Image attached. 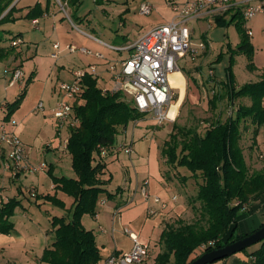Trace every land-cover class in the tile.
I'll use <instances>...</instances> for the list:
<instances>
[{
	"label": "trees",
	"instance_id": "16d2710c",
	"mask_svg": "<svg viewBox=\"0 0 264 264\" xmlns=\"http://www.w3.org/2000/svg\"><path fill=\"white\" fill-rule=\"evenodd\" d=\"M14 1L0 0V18ZM61 1L66 3L74 14L83 3V0ZM47 11L48 7L43 9L37 4L25 18L34 20ZM16 12L17 8L12 7L7 15L0 19V24L17 21L14 18ZM215 21L218 25L235 24L238 27L240 43L237 51L248 57V69L254 71V48L249 31L244 27L242 15L238 13L231 19L217 18ZM1 42L3 39L0 38V44ZM3 52L4 49L0 47V55ZM26 87L16 101L8 104L6 121H9L18 109ZM83 87L84 91L73 103V114L79 120V125L70 131L66 146L76 178L57 176L49 166L47 174L55 186L56 194H36L37 200L50 202L61 209H65V203L58 198L57 192L64 193L74 201L64 216L51 218L52 229L48 234L54 233L55 238L44 250L40 264L102 262L103 256L94 231L85 228L82 218L85 215L95 218L102 197L113 200L118 193L112 194L105 189L107 182L102 176L106 165L95 164V155L101 154V148H112L116 144L120 129L124 130L130 123L146 118V115L136 110L122 93H104L93 74L86 73ZM226 87L231 101L248 99L250 104H241L225 121L217 120L211 123L203 134L198 128L175 125L170 139L161 150L167 167L164 175L169 181L175 180V175L179 177L185 170L190 176L180 175L183 185L187 183L188 178L197 183L198 193L196 198L190 201V205L193 211L199 212V219L194 223L180 220L165 224L160 237L161 252L157 255L155 264H191L207 252L223 248L252 234L236 236L235 226L239 212L264 195V170L251 172L241 143L243 133L252 129L254 146L257 145L259 130L264 125V76L260 81L248 83L238 91L230 76V83ZM219 100L220 96L215 95L209 104L215 107ZM171 170L173 175L169 173ZM20 192L23 194L21 190ZM197 203L199 208L195 207ZM19 207L21 201L17 198L1 204L0 234L9 235L15 230L12 218ZM263 227L264 225L261 226ZM257 246L251 253L252 264H264V240Z\"/></svg>",
	"mask_w": 264,
	"mask_h": 264
},
{
	"label": "rangeland",
	"instance_id": "374dc122",
	"mask_svg": "<svg viewBox=\"0 0 264 264\" xmlns=\"http://www.w3.org/2000/svg\"><path fill=\"white\" fill-rule=\"evenodd\" d=\"M143 3H149L153 7L150 15L140 14V7ZM66 8L70 19L67 18L66 23L56 33L52 28V22L47 23V28L43 33L32 30L28 21H21L13 28L15 33L19 28L23 31L28 28V33L25 34L27 40L36 39L38 45L28 42V45L25 46V50L29 51V55L27 59H24L21 67L25 76L8 92L5 87L9 83L12 72L6 71L9 69L7 60L0 61V104L19 96L23 91L20 86L24 88L27 86L21 103L11 118L18 123L19 131L24 132L25 137H27L28 143H24L26 141L23 140L22 142L28 156L30 150L37 153L44 143H49L60 126L59 121L52 113V109L58 102L56 96L58 97L60 85L72 80L68 72L69 67L75 68V70L87 69L90 66L86 64V60H93L97 55H103L107 61L115 62H121L129 56L128 52L110 50L93 40L92 37L107 45L127 46L137 39L135 33L137 34L139 30L147 32L155 25L171 21L170 19L175 16L170 0H83L81 7L75 14L73 10L71 12L68 7ZM191 27L195 31V40L198 43L200 41L205 42L206 49L203 51L204 55L201 54L195 58L196 61L190 60L191 58L178 61L179 67L184 68L188 74L186 77L187 93L186 80L182 74V86H185V90H175L174 103H176H173L170 115L172 119L176 117L177 113L178 115L173 123L167 122L161 125L157 124L151 117H146L153 121L152 126H150L153 131L162 130V133L155 140L156 147H154L153 153V158L156 160L153 164L157 167L159 177H162L160 171L164 167L163 163H165V159L161 156V150L165 142L170 139V134L175 125L198 128L203 134L211 123L217 120L225 121L234 114L241 104H250V101L247 100L236 99L231 101L229 99L226 85L230 83V76L237 91L248 83L260 81L264 76V15L257 14L251 21L244 22V27L250 31V40L254 48L252 55L254 71L248 69L250 63L248 57L237 51L240 34L235 24L222 26L213 20H200L192 24ZM127 33H129V41H126V37H124ZM3 37V44H10V39L5 34ZM55 43H58V49L54 47ZM71 45L86 48L93 55L71 53ZM62 66L66 68L64 69ZM211 68L216 72L218 77L216 80L210 76ZM195 72H199L200 77L195 78ZM52 84L57 87L56 91L51 89ZM99 85L105 87L104 82H100ZM106 87L111 86L108 84ZM194 90L199 91L194 92ZM123 95L128 102L132 101L131 97ZM195 95L196 99L194 100ZM215 95L220 96V100L215 107H212L209 102ZM74 101L71 100L70 102L73 104ZM41 102L45 105L44 112H39L37 109ZM0 115H3L2 109H0ZM149 124V122H145L142 127ZM66 129L67 127H62L63 135H66ZM132 129L133 125L130 123L128 128L130 133ZM67 130L70 133L72 128ZM120 131L121 133L117 138L123 141L125 135L122 136V129ZM241 144L251 172L264 170V125L259 130L257 145L254 146L252 129L243 133ZM66 162L65 166L67 165ZM65 166L61 167L55 174L67 177L76 176L72 169V162L70 169L66 170ZM169 173L173 175L172 170ZM183 174L190 176V173L183 170L182 174H179V177L175 175L174 179L177 181V188L183 189L187 195L185 198L187 210L183 214L171 218L170 223L180 220L186 223H194L199 219V212L193 211L190 205V201L197 196L198 185L192 178H188L187 183L183 185L181 177ZM48 181L50 183L52 180L50 181L48 178ZM116 183L115 180L114 184ZM109 189L112 191L115 187L112 186ZM39 191L42 195H55V192H52L46 183H43V188L40 187ZM25 193L19 195V197H23L22 202L25 209L20 207L19 212L13 218L16 225L14 239L16 238L18 241L8 244L5 249L0 248V264H40L44 250L55 238L54 234H51L50 237L46 235L47 231L52 229L46 210H49L50 214H56L55 212L60 211L59 207L44 200H37L36 192L34 193L33 190ZM7 196L14 197L11 194ZM181 201H183L182 198L179 199V203ZM195 207L199 208V203ZM27 215L30 217L26 218Z\"/></svg>",
	"mask_w": 264,
	"mask_h": 264
},
{
	"label": "crops",
	"instance_id": "0c3cea01",
	"mask_svg": "<svg viewBox=\"0 0 264 264\" xmlns=\"http://www.w3.org/2000/svg\"><path fill=\"white\" fill-rule=\"evenodd\" d=\"M58 1L60 2V4ZM58 1L15 0L13 4L8 8V10L5 11L4 14L1 16V18L6 16L7 13L12 9V7H16L18 10V12L14 14V18H16L17 21L6 24H0V38L3 39V34H5V36L10 39V44L6 45L3 44V42H1L0 44V47L4 49L3 54L0 55V61L7 60L9 69H6V71H8L9 73L12 72V76L9 80V83L5 87L7 92L11 88H14L16 86L17 83L11 86L13 74L16 70L22 71L21 67L23 66V61L25 58L27 59V56L29 55V51L27 49L25 50V46L28 45V42L35 43L36 45H38V41H36V39L27 40L25 34L28 33V28L24 31L19 28L16 33L14 32L13 28H15V26L21 21H28L30 22L32 30H37L43 33L45 28H47V23L52 22V28L54 30V33H56L57 31H59V28L66 23V19H70V15L66 8L68 6L61 0ZM170 1L171 3L175 2L180 4L184 3L187 0ZM37 4H40L43 9H46L48 7V11L40 18H36L34 20L26 19L25 17L29 13V11L34 8ZM62 8H64V10ZM68 9L72 12V9H70L69 7ZM206 20L210 21V19ZM163 24L155 25L151 29ZM145 33L146 31L139 30L137 34L135 33L137 39L133 42H130L128 45L134 44ZM124 37H126V41H129V33L125 34ZM16 39H19L21 43L18 46H13L12 42ZM92 39L98 41L102 45L106 44L94 37H92ZM193 39L194 42H197L195 40V31L193 32ZM28 48L30 47L28 46ZM201 54L204 55L205 53L202 52ZM95 57L96 58L93 60H86V64L90 66L87 69L81 68V70H75V68L69 67L68 72L70 78H72L73 80L75 73L78 71H87L88 73L93 74L98 79V85L100 82H104L105 87L101 88L108 90L112 89L113 74L115 73V71L120 69L122 61H107L104 56L103 58H99L97 56ZM190 60L196 61L195 59ZM198 61L200 63V60ZM62 68L65 69L66 67L62 66ZM179 69L180 70L177 72H180L185 77L187 93L186 77H188V74L185 75L184 72L186 71L184 68L181 69L179 67ZM209 73L212 78H218L213 68H211ZM194 76L195 78H198L200 77V73L195 72ZM108 84L111 87H106ZM50 87L54 91H56L57 89V87H55L53 84ZM20 88L21 90L24 89V87L22 86H20ZM174 89L178 90L175 87ZM180 90H185V86H182ZM195 91L198 92L199 90H194V92ZM18 97L19 96H15L10 100L0 104V109H2L3 111V115H0V124L3 121L6 122L5 117L7 115L8 104H11L16 101ZM56 98L59 101L60 95L58 94V97L56 96ZM195 99L196 95L194 100ZM244 100L249 101L248 99ZM176 117H174L173 119H176ZM9 121L14 120H12L11 118ZM145 122H149L150 124L146 127H142ZM151 124H153V121L149 118H145L137 122H132V132H129L128 126L126 129L123 130L122 136L125 135L123 141L117 138V142L114 146H117L119 142L132 143L134 149L132 155H127L124 151H116L114 147L107 149L104 154L101 152V154L95 155V164L102 163L106 165V169L104 170V174L102 176V179L107 182L105 189H107V191L112 194L118 193V195L113 200H109L106 196L102 197L97 207V216L95 218L91 217L90 215H85L82 218V223L85 228L94 231V234L96 236L98 246L103 256V260L100 264H104V261L111 255L123 253L132 249L133 241L130 234L126 232L127 230L131 234L136 235L139 240L143 243L149 244L151 248V256L150 259L144 264H155V259L157 255L161 252L160 237L165 228V224L169 222V220H171V218H173L174 216H179L187 210V205L185 202V191L183 189L179 190L177 188L176 179L169 181L164 175L165 170H167V167L165 166L163 161L162 163L164 167L161 168L160 171L162 177H159L157 175L158 170L157 167H155L154 165V162H156V160L155 158H153V153L154 147H156L155 140L157 139V136L162 133V130L158 132L153 131V129L150 127L152 126ZM67 129L66 135H63L62 126H59L57 132L54 133V138L51 139L49 143H44L43 146L39 148V151L37 153H34L30 150L29 156L27 155V162L30 165L36 166L41 163H46L48 167H52L54 169V173L57 174V171L61 167L65 166V161H67V165L65 166V168L66 170L70 169L72 161L71 156L67 152V144L65 142L70 137V133ZM16 133L21 138V140L26 141L24 143H28L27 137H25L24 132L19 131L18 123L16 127ZM44 173L47 174V172ZM44 173L32 174L29 172H23L21 173V175H18L13 179V174L9 170L7 159L4 155H0V206L2 203L8 202L9 199L17 198L21 201V207L25 209L22 202L23 197H19V195L22 194L20 190L23 192L22 195L26 194L25 192L29 190H33V192H36L35 194L37 195H42V193L39 191V188H43V183H46L52 190V192H55L56 194L53 182L51 181L49 175H46ZM118 177L119 179H117ZM48 178L51 181L50 183L48 181ZM70 178H76V176ZM115 180L117 181L116 184H114ZM146 181L149 182L150 193L154 196L161 197L162 201L167 204L165 208H163V206L161 205L154 204L151 201L147 202L142 197L140 189ZM112 186H114L115 189L111 191L109 188ZM8 194L13 195L14 197L7 196ZM57 196L60 200L65 203V209L59 208L60 211L55 212L56 214H50L51 212L49 210H46L47 217L50 222L53 216H64L72 207V204L74 202L72 198L68 197L62 192H57ZM174 196H177L176 201L171 200V198ZM180 198H182L183 200L181 201V203H179ZM19 208L16 209L15 216L19 212ZM150 210L153 211L152 214L149 213ZM29 217L30 216L27 215L26 218ZM263 225L264 195H262L258 200L246 205L239 212L237 217V224L235 226V235L241 237L244 235L251 234L254 231L260 229ZM15 231L16 225L15 230L12 231L9 235L0 234V248L5 249L8 244L10 245L13 244L15 241H18L16 238L14 239ZM49 231H51V229H49L46 233L48 237H50L51 234H54L52 232L51 234H48ZM257 248L258 246L256 245L254 247L249 248L248 252H241L235 254L231 257L225 258L213 264H252L253 258L251 257V253Z\"/></svg>",
	"mask_w": 264,
	"mask_h": 264
},
{
	"label": "built area",
	"instance_id": "2783aa9c",
	"mask_svg": "<svg viewBox=\"0 0 264 264\" xmlns=\"http://www.w3.org/2000/svg\"><path fill=\"white\" fill-rule=\"evenodd\" d=\"M175 13L174 18L163 25L154 27L143 34L134 44L117 47L104 44L113 51L128 52L129 56L122 60L120 69L113 74L112 89H103L104 93H123L132 99V104L140 113L151 117L157 124L173 123L175 119L169 117V111L174 103L175 89L170 82V75L179 71L178 61L182 58H197L205 49V42H194L192 24L200 20H216L217 18L231 19L240 13L245 22L251 21L257 14L264 15V0H187L184 3H171ZM64 10V8H62ZM153 7L149 3H143L140 14L150 15ZM250 34V31H249ZM21 43L19 39L12 42L13 46ZM56 49L59 48L55 44ZM71 53L93 55L86 48L70 46ZM103 58V55H97ZM87 71L75 73L71 82H63L59 87V95H63L57 102L52 113L60 123V126L76 128L79 120L75 118L73 104L77 96L84 91L83 78ZM24 74L16 70L13 74L11 86L22 81ZM39 112H44L45 105L41 102ZM15 121H3L0 124V155L7 159L8 167L13 177L23 172L32 174L47 172L46 163L30 165L27 162L25 146L16 133ZM68 144V139L65 141ZM116 151H124L127 155L133 154V145L130 142H122L113 146ZM109 148H101L104 154ZM140 193L148 202L166 207L159 196L150 193L149 182L141 186ZM177 200V196L171 198ZM153 213L152 210L149 211ZM130 234L133 247L131 250L114 254L108 257L104 264H144L151 256L149 244L143 243L139 238ZM214 245V243H210Z\"/></svg>",
	"mask_w": 264,
	"mask_h": 264
},
{
	"label": "water",
	"instance_id": "95a60500",
	"mask_svg": "<svg viewBox=\"0 0 264 264\" xmlns=\"http://www.w3.org/2000/svg\"><path fill=\"white\" fill-rule=\"evenodd\" d=\"M264 240V227L251 235L229 244L223 248L207 252L191 264H213L235 254L241 253Z\"/></svg>",
	"mask_w": 264,
	"mask_h": 264
},
{
	"label": "bare ground",
	"instance_id": "6f19581e",
	"mask_svg": "<svg viewBox=\"0 0 264 264\" xmlns=\"http://www.w3.org/2000/svg\"><path fill=\"white\" fill-rule=\"evenodd\" d=\"M170 79H171V82H172V85L175 87V88H178V90H180L181 86L183 85V77L181 75L180 72H174L170 75ZM172 86V87H173ZM173 87V88H174ZM174 105V104H173ZM172 105V107H173ZM171 107V108H172ZM170 108V110H171ZM171 111H169V117L171 118V115H170ZM172 119V118H171ZM173 120V119H172Z\"/></svg>",
	"mask_w": 264,
	"mask_h": 264
}]
</instances>
